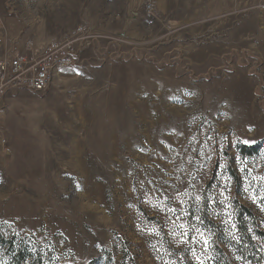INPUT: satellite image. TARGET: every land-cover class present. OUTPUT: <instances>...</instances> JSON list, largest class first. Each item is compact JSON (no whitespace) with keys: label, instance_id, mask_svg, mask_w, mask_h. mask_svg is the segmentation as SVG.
<instances>
[{"label":"rangeland","instance_id":"1","mask_svg":"<svg viewBox=\"0 0 264 264\" xmlns=\"http://www.w3.org/2000/svg\"><path fill=\"white\" fill-rule=\"evenodd\" d=\"M79 27L74 66L0 97L6 241L40 264H249L235 246L242 204L264 249V0H0V55Z\"/></svg>","mask_w":264,"mask_h":264},{"label":"built area","instance_id":"2","mask_svg":"<svg viewBox=\"0 0 264 264\" xmlns=\"http://www.w3.org/2000/svg\"><path fill=\"white\" fill-rule=\"evenodd\" d=\"M86 36H89L87 29L79 27L66 39L54 38L31 50V55L16 49L6 52L0 57V97L17 88L45 91L52 81L51 67L74 66L79 54L77 41Z\"/></svg>","mask_w":264,"mask_h":264},{"label":"trees","instance_id":"3","mask_svg":"<svg viewBox=\"0 0 264 264\" xmlns=\"http://www.w3.org/2000/svg\"><path fill=\"white\" fill-rule=\"evenodd\" d=\"M258 150L259 149L257 146H239V152L244 156H254L258 153ZM238 210L240 220L239 224L241 227L243 239L240 244L238 243L235 246V248H237V253L247 262H249V264H264V249L262 247H259V245L255 241H253V239L251 238V233L249 232L248 227L245 225V216H254V213L251 209L242 204L238 206ZM256 235L264 242V231H260L259 229H257ZM0 239L6 241L1 232ZM4 246L7 255L4 264H34L36 262V264L41 263L40 260L34 258V254L29 251V249L27 248V244L22 238L18 239L17 236L11 237L6 241V244ZM220 260H224L222 264H234L229 257H226V259H222L220 257Z\"/></svg>","mask_w":264,"mask_h":264},{"label":"bare ground","instance_id":"4","mask_svg":"<svg viewBox=\"0 0 264 264\" xmlns=\"http://www.w3.org/2000/svg\"><path fill=\"white\" fill-rule=\"evenodd\" d=\"M59 68H60V67H51V69H50V78L53 77V74H54L55 70H57V69H59Z\"/></svg>","mask_w":264,"mask_h":264},{"label":"crops","instance_id":"5","mask_svg":"<svg viewBox=\"0 0 264 264\" xmlns=\"http://www.w3.org/2000/svg\"><path fill=\"white\" fill-rule=\"evenodd\" d=\"M1 56V55H0Z\"/></svg>","mask_w":264,"mask_h":264}]
</instances>
